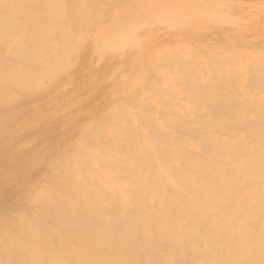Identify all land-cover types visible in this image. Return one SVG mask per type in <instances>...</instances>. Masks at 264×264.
<instances>
[{
	"label": "bare ground",
	"instance_id": "1",
	"mask_svg": "<svg viewBox=\"0 0 264 264\" xmlns=\"http://www.w3.org/2000/svg\"><path fill=\"white\" fill-rule=\"evenodd\" d=\"M126 1L129 0H125L123 3L120 0H0V47L7 48L10 55L19 63L15 64L16 66L12 64L16 68H13L15 70L10 72V74L5 73L0 66V104H5L6 106L8 103H14L15 100L19 102V98L21 97L26 98L34 94L37 96V91L39 92V90L43 89L42 83L45 82L44 80H48V87L51 83L56 84L59 82L63 84L70 82L72 79L71 75H73L74 72L68 74L67 70L75 59L77 60L79 56L85 53L87 50L85 47H88L86 44L88 41L87 39L85 41L84 38L87 28L98 25L101 17L108 14L107 10L110 9L109 7H114L113 10H115V14L121 12V10L124 9L123 5ZM108 11L110 13V10ZM258 16L260 15L258 14ZM261 17L262 16H260V18ZM104 18L102 19L103 21L105 20ZM212 20H221L219 13L214 14ZM251 20L254 19L252 18ZM206 24V21H204L199 25L205 26ZM154 28L156 29L157 27ZM256 28L257 27H255V30ZM257 29L258 31L262 30V28ZM245 31L246 30H244V32ZM222 32L220 31V33ZM190 33L193 35L192 31ZM200 33L201 32L198 31L197 35H201ZM252 33L253 32L250 34ZM262 33L263 32L260 34L261 37ZM206 34L203 35L207 36ZM244 34L239 37V34H235L234 36L238 37H235L237 41L241 40L242 42H246ZM220 35H222V39L226 41L224 43H220L219 41V43H213V41H211L215 49H211L205 44V41L202 40V35L200 36L201 39L197 38L195 34L193 35L198 47L195 50V55H190L192 56L190 58L192 60L196 58L198 61V63L194 61L196 64L194 62V64L191 63L193 64L192 66H194L193 71L197 75H193V72L191 74L187 69V60V62L185 60L180 61L178 63L180 65L177 64L178 68L175 69L178 72L182 70L181 72L185 71L187 73L188 71L185 78H183L186 83L181 84L178 88L181 91L180 93L186 96L187 99L185 101H189V104L178 106L186 109L188 113H194V116L193 114L191 116L192 118L205 117L206 119V117H211V119L206 120L211 121V123L208 122L216 128V131L220 130V132H218L219 135L207 133V130H210L208 128L212 127L211 125H209L210 127H208L207 130L202 129L201 127H203L205 123H208L205 121L201 127H199V123H196L198 126L190 127L184 120L190 117L186 111L185 114H188L187 118H185L186 115H184V118L181 116V118L185 121V125L187 124V127H190L189 132L187 131L189 135L187 136L188 140L192 137L190 135L193 134V137L190 142L188 141V145L194 148V151L191 149L192 153H196L188 155L187 150H185L186 142L180 140L179 136H176L177 134L175 135L177 138L174 137V133H172L175 131H173V126L176 124L175 126L179 125L178 127H180V123L168 120V114L170 117L173 116L171 118L180 119L175 117L179 113L177 115L173 113L170 115V113L167 112V117H165L166 113L162 114L163 116L160 114L161 112L157 113L160 109H157L156 112L153 110L154 107L160 108L162 105L161 101L164 102L163 99H166V97L164 98L162 95L161 97L157 96L161 103L157 101V103L155 102L156 105L154 104L155 106L153 107L150 106L151 103L149 102L148 105L145 100L144 103L147 104L148 108L150 107L149 110L151 111L148 110L149 112H146L147 109L145 110V107H143V100L141 101L139 97L142 95L143 99L144 94H140V91L145 90L144 88L146 87L144 86L149 85V83L150 85H159L157 82L151 83L149 79L151 77H148V81L146 78V73L151 74L149 71H151L154 66V70H156L157 66L154 65L152 60L157 62L158 66H162L160 70L164 68L170 70V68H173L171 59H168V61L170 60L169 63L162 64L164 63L165 54L171 51L169 49L175 45L173 41H170L174 44L170 47L171 44L168 40L171 37H169V39L167 38L169 35L165 36L168 39H165V41H168L170 48L168 45L160 48L162 45L161 43H163L161 42L159 44L160 47L156 46V48L159 47L157 50L155 48L156 51L144 53L145 50L147 51L145 48L144 51L142 50V53L138 55L133 54L135 57L133 55H130L132 58L126 57V59L130 58L131 61L134 57L133 69L127 79H125L127 84L122 87V78L124 74L121 75L123 76L121 78L118 75V71L116 72L115 70L114 71L118 73L117 75L121 78L122 82L119 81L120 84H118V81H114L115 83L117 82L118 85H121L119 86L121 87L120 90H122L124 95L129 97L128 104L126 105L122 95L120 98H122L126 106L124 104H117V107L115 105V107L107 109L105 107H109V104L106 106L104 105L105 107L101 105L96 112L94 111L96 114L87 121L88 123L85 122L87 124H80V130L77 135L69 133L63 136L58 142L56 149L53 150L52 160H50L51 162L56 160L54 162L56 163L55 165L51 164L55 167L50 166L49 168L47 166V169L49 168L48 171L50 175L67 177L66 183L64 184L63 182V184L58 186L59 184L54 182L56 185H54V188L47 189L48 187H46V190H43V188L42 191L41 189H39V191L36 189L37 192H31L29 190L32 194L26 195V198L30 201L29 204L31 202L35 203V210L32 212L26 210L27 213L20 212L18 214L14 213V215L13 213H7L8 211L4 212L8 215L0 214V264H180L177 261V259H180L179 257H187L192 262L194 261V264H246L248 262H253V260H248V256L251 254L252 257L258 246H264V199H262L264 197V191L261 190V194H258L257 191L264 188L263 185L259 186L264 182V179H262V176H258L262 180L260 179L257 185L254 178L256 176L255 172L254 177L251 174L253 172L251 171L253 166L246 168L249 169L250 173L247 171L243 172L238 168V166L240 167L241 165L238 164L240 161L242 164L247 165H250L253 161L257 163V155L256 157L251 155L249 156L250 158H248L246 153V155L240 153L234 155L233 152L237 150H247L249 148H264V77L260 71L257 72V70H261V68L258 69L259 66H264V48H260L258 52V55H261V59L258 60V62L261 61L260 65L258 63L257 67L255 66L256 64L253 65L255 63L253 59L254 55L250 56L252 57V62H250V59V63L246 60L247 65L246 63H242L245 68L252 63L250 66L253 65V69L250 67L251 69L248 70H251V72L254 70L255 72H253L255 75H253L252 78L248 77L252 79L254 84L252 83L251 85H255L258 92L250 91L248 95H246V97H248L244 98V100L241 99L240 102H232L231 94L228 93L229 91L226 92V90L224 92L226 93L225 95L221 94L223 99L219 101L217 98L220 96L216 97L219 90L215 83L212 85V81L215 82L216 80H211L212 86L210 85L209 89H207L208 87L206 89L199 87L198 82H200V79H203L204 76H207L203 75V73L210 74V70L206 71L209 73L203 72V68L209 69V67L205 66V64H207L206 60L210 63H220L223 68L222 73H224V75L220 74V76H226V79L227 76L229 78V76L232 75L228 74L229 71L227 70L231 69V66L232 69L234 68L236 69L235 71H238L233 65L226 68L227 66L222 65V61L217 62L220 56L225 54L228 55L231 51H236L238 50L237 48H240L236 46L239 42L237 43L235 38H233L234 36H231V34L227 35L223 32ZM161 36L158 35V38ZM212 37L215 38L216 36L212 35ZM182 39H178V42H185ZM162 40L163 38H161V41ZM157 41H160V39ZM250 41L253 42L252 37ZM141 43H139L138 46H141ZM146 43L144 46H147ZM165 43L163 45H165ZM154 44H156V41ZM180 44L179 48H181ZM183 44L181 45L183 46ZM208 44L210 43L208 42ZM242 44L244 45L245 43ZM247 45L248 44H246V46ZM254 45H258V43ZM259 45L261 44L259 43ZM175 47L177 46L173 48ZM256 48L258 49V47ZM182 49L177 50L180 52ZM209 50L212 51L213 54L209 55ZM4 51L6 50H3V52ZM89 54H91V52ZM129 54L131 53L129 52ZM173 54L171 53L170 55L172 56ZM247 55H250V53ZM230 56L233 58L239 57L236 56V52L235 54L231 53ZM167 57L170 56L168 55ZM175 57H172V59L174 60ZM3 58H1V60ZM93 58L95 60V56H93ZM122 59H119V65ZM191 59L189 62H191ZM175 60L178 62L177 58ZM243 60L245 61V59ZM9 61L7 64L4 63L5 66L11 65V62L8 64ZM86 61L88 62V60ZM86 61L85 63H87ZM125 61L127 62V60ZM231 61H233L232 58ZM92 62H94L93 59ZM231 64H235V61L231 62ZM71 67L74 70L77 69L73 68V66ZM115 67L116 65H113V68ZM118 68L115 69L118 70ZM120 71H123V69ZM217 72L216 70V73ZM112 73L114 74L113 71ZM64 74L66 75L65 78L60 80L59 78ZM108 76L109 79H111L110 75ZM108 76L106 78H108ZM170 76L173 78V75ZM119 77L118 80H120ZM178 78L180 77L178 76ZM207 78L211 79L212 77L209 76ZM237 78L239 79V77ZM109 79L108 82L111 81H109ZM232 79L229 78L230 81ZM79 80H83V78H79ZM168 80H170V78ZM208 80H205L206 84L210 82ZM179 81H181V79ZM179 81H174V83L179 84ZM233 82H235V80ZM101 85H103V83ZM87 87L89 88L90 86ZM60 88L61 86L58 88V91H60ZM114 88H117L116 84ZM114 88L110 87V89ZM146 89L147 91L149 90V92L153 91L151 90L152 88L149 87ZM224 89L222 91H224ZM54 90L56 91L55 88ZM115 91L116 90H114V95L116 93ZM43 92L44 91H42V93ZM117 92L119 93L120 91L118 90ZM159 92L160 91H158V93ZM167 92H170V89L169 91L165 90L160 93L165 94ZM152 93L154 95V92ZM236 94L237 93H235V96ZM168 95H171V93ZM173 95L174 94L171 95L173 98L171 102H169L170 97L168 96L169 100L165 103L166 105L167 103H174ZM57 96L59 97V95ZM72 96L75 97L74 95ZM155 96L156 95H154L153 98L158 99ZM214 97H216V101L213 100L217 102V104H210V102H207L209 98L212 99ZM113 98L115 99L116 97ZM113 101L111 102L113 103ZM111 102H109L110 105H112ZM115 102L116 100L114 103ZM158 103L160 107H156ZM176 103L175 105H177ZM256 104H261L263 109L260 110L256 108ZM175 105L173 104L172 106ZM178 106L175 107L179 108ZM132 107H134L137 112L136 110H131ZM205 107L209 112L207 115L202 116L203 113L200 115L199 112L202 109L204 110ZM206 109L204 112H206ZM252 109L256 111V114L252 115L253 118L256 116L254 118V121L255 119L257 121L256 124H249L248 120L250 116L248 115L249 118L247 120V115L244 112L246 110V112L252 111ZM152 110L162 116V119L157 118L153 120L151 118L154 115ZM160 111L163 113L162 109ZM179 111L180 110H178V112ZM251 111L250 114L252 113ZM3 117H5L4 113ZM145 117L148 118L145 119ZM164 117L166 119H163ZM189 120L193 119L189 118ZM251 120L253 121L252 118L249 121ZM72 122L73 121H71V123ZM142 122L145 123V125H143ZM239 123L243 124V126L247 123L248 126L241 129L239 125L237 127L240 128V131H238L239 129H236V125ZM196 124L192 123L191 125L193 126ZM231 126H235V129ZM227 127L233 129L231 130V128L228 129ZM169 129H172V131H169ZM182 129L181 131H184V129ZM3 130L4 129L0 126V132ZM215 130L212 132L215 133ZM56 132H58V130ZM148 132L152 133V136L154 134L156 138H153ZM184 134L183 132L182 135ZM207 134H209L208 137L211 135L213 137L208 138ZM186 135L184 137H186ZM245 136L247 137L240 139V137ZM20 137V134L11 135V140H18ZM212 138L214 140H211ZM157 143H162V151L157 150V145L155 147ZM1 146L2 145H0V147ZM159 149H161L160 146ZM205 151L210 152V154L205 155ZM33 153L35 155L32 153L29 155H19L20 161L22 163L34 161L37 151H33ZM184 155L187 157L184 158ZM259 156L260 155H258V157ZM181 158L185 160L183 161ZM224 161H227L226 163L228 164H238V166L236 165V169L238 170H235V173L234 171H229L231 173H227L228 171L222 168ZM249 162L251 163L249 164ZM173 163L176 165L175 168H173ZM225 166L224 167L227 169V164ZM234 168L235 166L230 169ZM254 169L257 170L255 167ZM236 171H239V173L236 174ZM262 174L264 176V173ZM62 181L65 180L58 182L62 183ZM187 181H190V189L185 187ZM168 185L173 187L171 195L168 194L171 198L167 195V192L170 190L166 192ZM256 186H258V188H256ZM179 197H181V200ZM184 197L188 198V200L183 201L182 199ZM153 199L154 201L156 200V202H152ZM214 200L218 201L217 203L221 206L215 207ZM15 203L17 204V202ZM12 205V207H15L14 204ZM258 207H263V210H258L259 213L256 210L260 209ZM12 209L13 208H11V210ZM15 209L18 208L15 207ZM24 209L25 208H23V210ZM31 210L32 209H30V211ZM221 216L223 217L221 218ZM223 218L224 220H222ZM192 235L194 237H192ZM262 249H264V247ZM259 255L261 254L259 253ZM256 256L259 259L258 254H256L255 257Z\"/></svg>",
	"mask_w": 264,
	"mask_h": 264
},
{
	"label": "rangeland",
	"instance_id": "2",
	"mask_svg": "<svg viewBox=\"0 0 264 264\" xmlns=\"http://www.w3.org/2000/svg\"><path fill=\"white\" fill-rule=\"evenodd\" d=\"M120 1H122V3H123L125 0H120ZM126 2L123 5L124 9H122L121 12H118L117 14H115V10H113L114 7H109L110 9H108V10H110V13L107 10L108 14L104 15L105 18H104V16H102L106 21L105 20L103 21L102 20L103 18L101 17L100 23L98 25H96L94 27L92 26L91 28H89V27L87 28V30L85 31V34H84L85 41H86V39L88 41V42H86L88 47L87 46L85 47L87 49L86 50L87 52L85 51L84 54H86V55L83 54L82 56H79V58H77V60L75 59V61L72 63L71 66H73V68H75V69L77 68L78 70L77 69L76 70L72 69L71 66L67 70L68 74H72L73 72L75 73V75H74V73H73V75H71L72 79H71L70 82L63 83V84H61L59 82H57L56 84L50 82L51 84L49 83L50 85L48 87V83H47L48 80H44L45 82L43 81L44 83H42L43 89H41L42 91H44L43 93H42L41 90H39V92L37 91V96H36V94H34V95H29L26 98L21 97V98H19V102H18V100H15L14 103H8V104H6V106H5V104H0V126L4 129L2 132H0V135H1L0 136V145H2L0 147V211L2 213L8 211L7 213H10V214L13 213V215H14V213L15 214L16 213L18 214L20 212H24V213L26 212L27 213V211L28 212H32L33 210H35L34 208H36L35 207L36 205L33 202H31L29 204L30 201H28V199L26 198V195L30 194L32 191L33 192L34 191L37 192V191H39V189H41V191H42L43 188H44L43 190H46L45 189L46 187H48L47 189L54 188L56 186L55 183L56 184L58 183L59 184L58 186H60V184H63V182H64V184L66 183L67 177H64V176L61 177L60 175H57L58 177L56 175H50V173L48 171L50 166L51 167L52 166L55 167L54 165L56 164V163H54L56 160L55 161L53 160L54 162L50 161V160H52L53 150L56 149V146H57L58 142L63 138L64 135H67L69 133H72L73 135H77L79 133V130H80V126H81L80 124H84V125L87 124L88 123L87 121H89L96 114V113H94V111L96 112V110L99 107H101V105L103 107L104 105L106 106L107 104H109L108 105L109 107H107V106L106 107L104 106V107L107 108V109H111V108L115 107V105L117 107V104H119V105L120 104H124V101L122 100V98H120L122 95H123L122 97H124L126 105L128 104V102H129L128 98L129 97H127V95H124L122 93V90H120L121 87H119L121 85H118V84H120L119 81L122 82V80H123V82H126V83L122 82V87L127 84V81L125 79H127L128 75H130V73H131V71L133 69L132 65H133V59L135 57V55H133V54L138 55V54L142 53L145 48L147 49V51L145 50L144 53L145 52H149V51H154L156 46H159V44L161 42H163V43H161L162 44L161 47L159 46L160 48L166 47L167 45L169 47L170 44H171L170 47H172V45H174V44H175L174 46L178 47V48L175 47L176 48L175 49V48H173L174 47L173 46L171 49H169L172 52L167 50L168 52L166 51L167 52L165 54L166 56L164 55L165 56L164 57L165 59L163 61L164 63H162V64H167L170 61V60L168 61V59H171L173 68H170V70L164 68L166 70L161 69V70H163V71H161L160 67L162 68V66H158V63L152 60L154 65L157 66L156 70H154L155 69V66H154L153 69H151V71H149V72H151L152 75L146 73L147 81L150 79L151 83H156L157 82L159 85L158 86H156L155 84L154 85L153 84L150 85V83H149V85H146L144 87L152 88L151 90H153L152 92H154V95H156L155 96L156 98H158L157 96L161 97V95H162L164 98L166 97V99H167V100L163 99L164 102L161 101L162 105L164 103L163 106L161 105L162 108L160 106H158V105H160L159 103H161L160 99L159 98L158 99L153 98L154 97L153 93L149 92V90L147 91V89L144 88V87L143 88L145 90H141L140 91V94H144L143 95V99H142V95L139 98H140L141 101L143 100L142 103H144L145 100H146L147 104H148V102L151 103L150 104L151 107L155 106L156 105L155 102L157 103V101H158L159 103L157 104L156 107H160V108H155L154 107V109L153 108H151V109H153L155 112H156L157 109H160V110L162 109L163 113L160 110H158L157 113L161 112L160 113L161 115L166 113L165 117H167L166 115L168 113H170V115L172 113L175 114V115H177L179 113L175 117L180 118L181 120L180 119H176V118H171L173 116L170 117L169 114H168V118H169L168 120L171 121V122H177V123L179 122L180 123V125H181L180 127H178L179 125L175 126L176 124L173 126V128H174L173 131L174 130L175 131L172 132V133H174V135L173 134L172 135L174 137H176V136L178 137L179 136L180 140L186 142V146L185 145L184 146H185V150H187V154L188 155L189 154L193 155V154H196V153H192L191 149L193 150L194 148L188 145V143L190 142V140L193 137V134L190 133V134H192V135H190L192 137H191V139L188 140L187 136H189V135H188L187 131L189 132V128L190 127L198 126L197 125L198 123L200 124L199 127H201V126H203L204 121L205 122L209 121V120L207 121L206 119H211V117L210 118L206 117V119H205V117H193L192 118L191 116H192V114L194 116V113H191V112L188 113V111L186 109H183L182 107L178 106V105L189 104L188 103L189 101H185L187 99L186 96H184L183 93H180L181 91L178 88V87L181 86V84L186 83L183 78H185V76L188 73V71H187V73L184 70H183L184 72H181L182 70L178 72L175 69H177L178 65H180V64H178L180 61H182V60L186 61L187 60L188 62L187 61L186 62L188 63V65L186 64V66H188V68L187 67L186 68L191 72V74H192V72H193V75L196 74L193 71L194 66H192V65L195 62L198 63V61H197L196 58H193V60L190 58L193 55H195V50L198 47V44L196 43L195 39L193 38L194 34L199 39H201L200 36L202 35V40L205 41V44L207 46H209L211 49H215L212 46V45H214L213 43H217L218 41L220 43H224L226 41V40L222 39L223 36L220 35L223 32L226 33L227 35L231 34V36H234L235 34H237V35L239 34L238 37L240 35L243 36V34L245 33L244 35H245V39H246V42H244V41L242 42L241 40L237 41L236 38H238V37H236V36L233 37V38L236 37L235 38L236 42L237 43L239 42L236 46H238L240 48H237L238 50H236V51H231V53L235 54V52H236V56H239V57L233 58V57L230 56V54H231L230 53V54H228L229 56L225 54L223 56H220V58L218 57L219 59H217V62H221L222 61L221 62L222 65L223 66H227L226 68H228V66L233 65L235 68L238 69V71H235L236 69H234V68L232 69V66H231V69H227L229 71L228 74H230V75L232 74L231 76H229V78L230 79L233 78V79L230 81L228 76H227V79H226V76H223V77L220 76V74L224 75V73H222L223 68L220 65V63L219 64L218 63H210L208 60H206L207 64H205V66L209 67V69L208 68H203V72L204 71L206 72V71L210 70V74L211 75L203 73V75H207V76H204L203 79H200V82H198L199 87H202L204 89H206L208 87L207 89H209L210 88L209 86L211 85V80L212 79L216 80L215 82L212 81V85H214L213 83H215L216 87L220 91V92L218 91V95L216 96V97L220 96L219 98H217L219 101H221L223 99L221 94L225 95L226 93H224V92L226 90H227L226 92L229 91L228 93L231 94V101L232 102H234V101L240 102L241 99L244 100V98L248 97V96L246 97V95H248V93L250 91L251 92H253V91L258 92V89H256L257 87H255V85H253L254 87L251 85L253 83V81H252V79L249 78V77L252 78V76L255 75V73H254L255 71L253 70L254 72L253 71L251 72V70H248V69H251L250 67H252V69H253V65H255V64H256L255 66L257 67V63L260 65V62H261V61L258 62V60L261 59V55H258V52L260 51L259 50L260 48H264V28H263L264 27V22H263L264 21V18H263V16H264V0H129V1H126ZM217 13H219V15L221 16V20L213 21L212 17L214 16V14H217ZM258 14L260 16H262V17L260 18V16H258ZM106 16H107L108 19L106 18ZM252 18L254 20H251ZM250 20L253 21V22H251ZM257 20L259 21V23H258ZM204 21H206V23H207L205 26L199 25L200 23H203ZM252 23H254V24H252ZM222 26L224 27V29H223ZM154 27H157L156 28L157 30ZM255 27L260 28V29L262 28V30L258 31V29L256 28V30H257L256 31ZM241 30H243V31H241ZM244 30H246L247 32L246 31L244 32ZM191 31H192L193 35L190 33ZM198 31L201 32L200 33L201 35H199V36L197 35ZM220 31L221 32L223 31V32L220 33ZM260 31L263 32L262 33V37L260 35L261 34ZM251 32H253V33L250 34ZM258 32H259V34H258ZM162 33H164V34H162ZM211 33H212V35H214L216 37L215 38L212 37ZM214 33H216L217 35L214 34ZM161 34H162V36H161ZM166 34L169 35L167 37L168 39H169V37H171L169 40L165 37V36H167ZM203 34H206L207 36H205ZM158 35L161 36V37L158 38ZM178 35H180V36H178ZM257 35H259V36H257ZM247 36H248V38H247ZM250 36L252 37L253 42L250 41L251 40ZM254 37H256V38H254ZM161 38H163L162 41H161ZM203 38L206 39V40H204ZM88 39H90V40H88ZM159 39H160V41H157ZM165 39H167L170 44L168 43L167 40H166L167 41L166 42ZM178 39L179 40L182 39L185 42H182V41L178 42ZM214 40H215V42H214ZM155 41H156V44H154ZM164 41L166 43H168V44H166ZM170 41H173L174 44H172V42H170ZM211 41H213V43ZM157 42H159V43H157ZM208 42L210 44H208ZM139 43H141L140 44L141 46H138ZM145 43L147 44V46H144ZM164 43H165V45H163ZM180 43L181 44L186 43V44H183V46H182ZM242 43H245V44L243 45ZM256 43H258V45H254ZM259 43L261 45H259ZM179 44H180L181 48H179ZM246 44H248L247 46H249V47H247ZM185 46H187V47H185ZM227 46H229V45H227ZM236 46H234V47H236ZM260 46H262V47H260ZM90 47H92V48H90ZM148 47H149L150 50L148 49ZM159 47H157L156 50L159 49ZM256 47H258V49ZM0 48H2V49H0L1 50L0 51L1 52L0 53L1 54L0 55V64L1 65L0 66L2 67V70L5 73L10 74V72H13L15 70L13 68H16L12 64L15 65V64H19V63L16 62L17 60L12 55H10V52H9V50H7V48H4V47H0ZM173 49H175L176 51L173 50ZM177 49L178 50L182 49L184 52L182 50L179 52ZM3 50H6V51H4L6 54L3 52ZM132 50H133L134 53L132 52ZM261 50H263V49H261ZM90 52H91V54H89ZM129 52L131 54H129ZM173 52H174V54H173ZM171 53L173 54L172 56L170 55ZM192 53H194V54H192ZM244 53L246 54V57H245ZM248 53H250V55H247ZM167 54L170 57H167L168 56ZM206 54H207V52H206ZM211 54H213L212 51H210L209 55H211ZM2 55H4L5 57L2 56ZM88 55H89V57H88ZM130 55L134 56L132 61L130 60V58H132ZM190 55H192V56H190ZM241 55H243V56H241ZM93 56H95V60H94ZM175 56H178L179 58L175 57ZM250 56L254 57L253 59H254L255 63L253 62L254 64L252 66H250L252 64L251 63L250 65L246 66V68H245L243 65L245 63L247 65L246 60H248V63L252 62V57H250ZM122 57H123L124 61H123ZM126 57H130V58L126 59ZM172 57L173 58L175 57V59L177 58L178 62H176L177 60H175V59H174L175 60L174 61L172 59ZM1 58H3V59L1 60ZM91 58L93 59L94 62H92ZM231 58L233 59V61H231ZM13 59H14V61H13ZM107 59H109V60H107ZM113 59H114V61H113ZM119 59H122V61H123L122 62L120 60V65H119ZM190 59H191V62H189ZM237 59H239V60H237ZM241 59L242 60L245 59V61L243 60V62H242ZM250 59H251V61H250ZM3 60L4 61L6 60V61L4 62ZM86 60H88V62ZM111 60L113 61V63H112ZM125 60H127V62ZM8 61H9L8 64H10V62H11V65H9V66L6 65L5 66L4 63L7 64ZM82 61H83V63H82ZM85 61L87 63H85ZM230 61L231 62L235 61V64H231ZM107 63H109V64H107ZM191 63H193V64H191ZM227 63H229V64H227ZM242 63H244V64H242ZM112 64L114 66L116 65L115 68H118L119 66L120 67L117 70V69L113 68ZM128 64L131 65V66H129ZM239 65L241 66V68H240ZM108 66H110V67H108ZM184 66H185V64H184ZM195 66H198V65H195ZM262 66H263V64H262ZM179 67H181V66H179ZM263 67L259 66L258 69L261 68V70H257V72L260 71V73L264 77V68ZM109 69H110V71H109ZM121 69H123V71H120ZM171 69H173V70H171ZM244 69H246V70H244ZM114 70L116 72L118 71L119 74L116 73ZM216 70L219 73L218 72L216 73ZM233 70H234V72H233ZM112 71L114 72V74L112 73ZM247 71H248V73L249 72H251V73L248 74ZM164 72H165V74H164ZM177 72H178V74H177ZM98 73H100V74H98ZM206 73H209V72H206ZM241 73H243V74H241ZM252 73H254V74H252ZM117 74L121 78L124 76L122 78V80ZM147 74H148V76H147ZM168 74L173 75V78H171L172 76H170ZM250 74H251V76H250ZM106 75L107 76L110 75L111 79H109V76H108V78H106L107 77ZM121 75H123V76H121ZM177 75L180 78H178ZM208 75L210 77H212V78L211 79L207 78V77H209ZM65 76L66 75L64 74L59 79L62 80V79L65 78ZM85 77H86V79H85ZM118 77H119L120 80H118ZM148 77H151V78L148 79ZM158 77H161V78H158ZM237 77H239V79ZM79 78L80 79L83 78L84 82H83V80H79ZM94 78H95V80H94ZM169 78H170V80H168ZM108 79H109V81L110 80L111 81L108 82ZM178 79L179 80L181 79V81H179ZM182 79L184 80V82H183ZM114 80L118 81L119 83L118 84H117V82L115 83ZM177 80L180 82L179 84L174 83V81L178 82ZM205 80L206 81L208 80L210 82H207L208 84H206ZM234 80H235V82H233ZM169 81H170V83H169ZM249 81H252V82H249ZM80 82H81V84H80ZM96 82H97V84H96ZM227 82H228V84H227ZM102 83H103V85H101ZM115 84H116V87H117L116 89L114 88ZM59 85L61 86L60 91H58L59 90L58 88L60 87ZM70 85H72V86L74 85V86L72 87ZM79 85H80V87H79ZM87 86H90V87L88 88ZM101 86H102V88H101ZM53 87L56 89V91L54 90ZM110 87L114 88V89H110ZM223 87L224 88L227 87V88L224 89ZM44 88H45V90H44ZM86 88H87V90H86ZM232 88H235V89H232ZM169 89H170V92H167V93L168 94L171 93V95L174 94L173 97H174V100H176V101L173 100L174 103H167V105H166L165 103L169 100V97H170L169 102H171V100L173 98H172L171 95H168L167 93L161 94L160 92L165 91V90L169 91ZM172 89H174L175 92ZM223 89H224V91H222ZM79 90H80V92H79ZM105 90H106V92H105ZM114 90H116L115 91L116 92L115 95H114ZM118 90L120 91L119 92L120 94L117 92ZM40 91H41V93H40ZM51 91H52V93H51ZM158 91H160L159 92L160 94L158 93ZM112 92H113V94H112ZM148 92L150 94H152V95H150ZM233 92L237 93L236 96H235V93H233ZM117 94H118V96H117ZM182 94H183V96H182ZM57 95H59V97ZM72 95H74L75 97H73ZM145 95H147V96H145ZM93 96H94V98H93ZM108 96L109 97L111 96L112 98L110 97V99H109ZM68 97L69 98L71 97V98L69 99ZM113 97H116V98L114 99ZM216 97H214L212 99L209 98L207 100V102L208 103L210 102V104H213V103L217 104V102H214ZM67 98H68V100H67ZM104 99H107L108 101L104 100ZM113 99H114V101L116 100L115 103H114ZM153 100H154V102H153ZM64 101H65V103H64ZM111 101H113L114 104ZM122 101H123V103H122ZM109 102H111L112 105H110ZM176 102H178V103H176ZM146 103H144L145 106L143 104V107H145V110L147 109L146 112H149L151 110H149L150 107L148 108ZM175 103L177 105H175ZM60 104H62V105H60ZM173 104L175 106H178L179 108H177L175 106H172ZM167 106H168V108L170 107L169 111H168ZM256 106H257L256 108H258L260 110L263 109L261 104H256ZM174 108H176V109H174ZM73 109H74V111H73ZM132 109H133V111L136 110L134 107H132L131 110ZM164 109H166V110H164ZM205 109H206V107L204 108V110ZM153 110H152V112H153ZM178 110H180V111L182 110L181 113H180V111L178 112ZM204 110L202 109L199 112L200 115H202V113H203L202 116H205V115L208 114V112H209L208 109H206L207 113L204 112ZM186 111H187V113L190 116L189 118H191L193 120H189V118H187L188 114H185ZM246 111H244V112L247 115V120H248V118L250 116L249 120L252 118L253 121H254V118L256 116H254V118H253L252 115H255L256 111L254 109H252V111L250 110L252 112L251 114H250V111H248L249 113L246 112ZM136 112H137V110H136ZM155 112H153L154 115L152 113H149V114L153 115V117H151V118L153 120H156L157 118L158 119L159 118L162 119L163 115L160 116V115H158ZM3 113L5 114V117H3ZM157 115H158V117H157ZM184 115H186L185 118H187V119H184V120L186 121V123L190 127L189 126L187 127V124L185 125V121L182 119V118H184ZM181 116H182V118H181ZM165 117L163 119H166ZM58 118H60V119H58ZM146 118H148V117H145V119ZM170 118L173 119V120H171ZM62 120H64V121H62ZM188 120L192 121V122H189ZM249 120H248L249 124H253V123L256 124V122H257L256 119H255L254 122L252 120L251 121H249ZM71 121H73V122L71 123ZM85 122H87V123H85ZM209 122L211 123V121H209ZM209 122L205 123V125L203 126L204 128L203 127H201V128L204 129V130H207V128L210 127L209 125H211ZM192 123L193 124L197 123V124L192 126L191 125ZM143 125H145V123H143ZM244 125L248 126L247 123H245ZM237 126H239L241 129H243V127H245L241 123L237 124L236 125V129H239L238 131H240V128L237 127ZM231 127H233L235 129V126H231ZM231 127H227V128L230 129ZM56 128H58V129H56ZM149 128H150V126H149ZM149 128L147 127L148 131H149ZM151 128H152V126H151ZM182 128L184 129V131H181ZM211 128H208L211 131L207 130V133H209V134L211 133L213 135L214 134L219 135L218 132H220V130L216 131L215 130L216 128H214L213 126ZM233 128H231V130ZM57 130H58V132H56ZM170 130L172 131V129H169V131ZM214 130H215V133H213ZM183 132L185 133L184 135H182ZM149 133L150 132H148V134ZM186 133H187V135H186ZM19 134L21 136L20 139L11 140V135H19ZM150 134L152 136V133H150ZM209 134H207V137H208ZM185 135H186L187 138L184 137ZM149 137H150V135H149ZM152 137L153 138L155 137L154 134H153ZM211 137H213V136L211 135L208 138H211ZM246 137L247 136L240 137V139L246 138ZM90 139H91V137H90ZM211 140H214V139L212 138ZM160 144L159 143L155 144V147L157 145V147H158L157 150L162 151V149H163L162 143H160ZM159 146H160L161 149H159ZM33 151H37V155L34 158V161H32L30 163H22L20 161V156L19 155H23V154L29 155L31 153L33 155H35L33 153ZM239 153L242 154V155L246 153L248 155L247 156L248 158H250L249 156H251V155H253V157L254 156L256 157V155H257V157H256L257 160L255 159L257 161V163L255 161H253V162L251 161L252 163L249 162V164L250 163L251 164L247 165V164H242L241 161H240V163H238L239 165L241 164L240 167L238 166V164H236V165L243 172H246V171L249 172V169H246V168H250V167L253 166L252 167L253 170L251 169V171H253V172L251 174L253 175V177L256 174L257 178H256V176L254 177L255 180H256L255 182H256V184H257V182L259 184L260 179H261L260 177L262 176V179H264V176L262 174V173H264V148H261V149H251V148H249L247 150H240V151L237 150V151L233 152L234 155H238ZM204 154L205 155L206 154H210V152L205 151ZM258 155H260L259 156L260 158L258 157ZM186 157L187 156H185L184 158H186ZM184 158L183 159L181 158V159L184 161L185 160ZM226 162L227 161H224V163H223L224 165H222L223 166L222 168H224L223 170L228 171L227 173H231L229 171H234V173H235V170H238V169H236L237 166L234 165L235 163L234 164L233 163L228 164ZM51 164H54V165H51ZM226 164H227V167H228L227 169L225 168ZM47 166L49 167L48 169H47ZM173 166H174L173 168L176 167L175 164ZM234 166H235L234 169H230V168H232ZM254 167L257 168V170L254 169ZM242 168H244V169H242ZM262 169H263V171H262ZM239 171L238 172L236 171V174H238ZM254 172H255V174H254ZM224 173H226V172H224ZM245 175H246V173H245ZM247 175H248V173H247ZM59 176H60V178H59ZM258 176H260V177H258ZM50 177H52V178H50ZM53 178H54V181H53ZM254 178H253V182H254ZM61 180H65V181H62V183H59ZM263 183L260 184L259 186H261V185L264 186ZM185 184H186L185 187L187 189H190V187H191L190 181H187ZM256 188H258V186H256ZM36 189H37V191H36ZM261 190L264 191V188L260 189V190H257L258 194L259 193L261 194ZM167 191H169V192H167ZM172 191H173V187L171 185H168L167 189H166L167 195L168 194L171 195ZM253 192H256V191H253ZM183 196H184V194H183ZM18 197H19V200H18ZM186 197H184L182 200L183 201L184 200L187 201L188 198H186ZM262 197H263V195H262ZM179 198L181 200V197H179ZM262 199H264V197ZM170 201H174V200H170ZM15 202H17V204ZM25 202H27L29 205L27 203H25ZM152 202H156V200L154 201V199H153ZM213 202H215L214 203L215 207L221 206L220 204L217 203L218 201L214 200ZM12 204H14L15 207L18 208V209H15V207H12L13 206ZM250 204H253V203H250ZM28 206H30V207H28ZM32 206H34V207H32ZM10 207L13 208L14 210L13 209L11 210ZM23 208H25V209L23 210ZM258 208H260V207H258ZM30 209H32V210L30 211ZM261 209L263 210V207H261L260 209H256V210L259 213V211ZM21 210H23V211H21ZM1 212H0L1 215H8L6 213L2 214ZM222 217L223 216H221V218ZM222 220H224V218ZM210 229H212V228H210ZM200 233H201V231H200ZM193 235H192V237H194ZM263 244H264V242H263ZM263 247H259L258 246L255 249L256 250L255 254H253V256H252L253 258L251 257V254H250V256H248V260L249 261L253 260V262H248L246 264H249V263L250 264H264V256H262V255H264V253H263L264 249H262ZM259 253L261 255H259ZM256 254H258L259 259L257 258V256L255 257ZM249 257H251V258H249ZM179 258L180 259H177V261L180 264H190V263L194 264V261L192 262L187 257H182V258L179 257ZM246 259H247V257H246ZM255 259H257V260H255ZM175 264H177V263H175Z\"/></svg>",
	"mask_w": 264,
	"mask_h": 264
}]
</instances>
